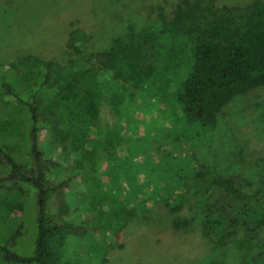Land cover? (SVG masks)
Returning a JSON list of instances; mask_svg holds the SVG:
<instances>
[{
    "label": "trees",
    "instance_id": "obj_1",
    "mask_svg": "<svg viewBox=\"0 0 264 264\" xmlns=\"http://www.w3.org/2000/svg\"><path fill=\"white\" fill-rule=\"evenodd\" d=\"M163 10L154 4L144 28H128L86 57L24 54L0 64V264H79L66 254L78 237L88 246L92 238L102 259L106 238L146 198L163 202L173 229L199 231L215 247L240 229L243 240L257 238L264 184L242 192L230 178L214 177L199 188L189 182V201L183 195L187 179L206 168L193 162L191 145L234 96L264 87V0H180L169 17ZM81 38L71 30L67 46L77 51ZM125 116L136 118L134 134L148 135L147 152L136 156L139 176L118 161L132 150L119 124ZM166 128L169 137L157 138ZM98 169L112 179L103 182ZM27 200L35 207L34 238L23 255L10 245ZM74 214L79 221L69 219Z\"/></svg>",
    "mask_w": 264,
    "mask_h": 264
},
{
    "label": "rangeland",
    "instance_id": "obj_2",
    "mask_svg": "<svg viewBox=\"0 0 264 264\" xmlns=\"http://www.w3.org/2000/svg\"><path fill=\"white\" fill-rule=\"evenodd\" d=\"M249 1L213 0V3L243 5ZM179 2L0 0V64L13 62L24 54L59 62L92 55L106 50L111 40L125 34L128 28L133 31L144 28L150 20L149 8L154 4L163 5V12L169 17ZM75 28L84 33L77 51L67 46L69 32ZM136 109L141 111L142 107L138 105ZM139 116L142 117L138 114L137 118ZM106 118L111 119L108 115ZM136 121L134 116H125L119 121L125 140L132 150H127L126 154L118 153V161H125L133 176H139L141 169L136 156L147 152L142 146L148 143L146 133L140 136L134 134ZM159 136L169 137L168 129L161 130L156 135L157 138ZM191 152L195 158L193 162L205 165L206 168L201 178L195 176L187 179L183 195L187 201L189 182L191 187L199 188L211 178L226 177L242 192H251L264 184V87L259 86L234 96L218 112L213 129L206 132L202 140L191 145ZM97 175L103 182L112 179L107 171L100 169ZM137 202L125 217L124 225L118 233L106 238V252L102 259L96 255L98 248L94 246L96 243L92 238L88 242L91 246L82 242L85 246L81 249L77 236L75 240L71 238L68 244L67 260L79 264H238L254 258L259 264H264V227L256 233L257 238L243 240L242 237L248 236L240 229L237 235L230 236L226 245L215 247L205 241L199 231L173 229L172 214L163 202L148 198L144 199L143 205ZM34 216L32 201H24L19 217L21 233L10 245L19 254L28 255L32 252ZM77 217L74 214L69 219L76 222L79 221ZM5 231L0 227V241L6 239Z\"/></svg>",
    "mask_w": 264,
    "mask_h": 264
}]
</instances>
